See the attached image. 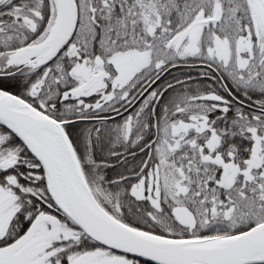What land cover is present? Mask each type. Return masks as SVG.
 Segmentation results:
<instances>
[{"label": "snow or ice", "instance_id": "1", "mask_svg": "<svg viewBox=\"0 0 264 264\" xmlns=\"http://www.w3.org/2000/svg\"><path fill=\"white\" fill-rule=\"evenodd\" d=\"M0 264H264V0H0Z\"/></svg>", "mask_w": 264, "mask_h": 264}]
</instances>
